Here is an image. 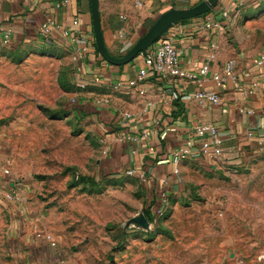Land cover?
Segmentation results:
<instances>
[{"label":"rangeland","instance_id":"1","mask_svg":"<svg viewBox=\"0 0 264 264\" xmlns=\"http://www.w3.org/2000/svg\"><path fill=\"white\" fill-rule=\"evenodd\" d=\"M78 77L65 47L0 43V264H21L26 248L60 264H264V154L187 161L156 219Z\"/></svg>","mask_w":264,"mask_h":264},{"label":"crops","instance_id":"2","mask_svg":"<svg viewBox=\"0 0 264 264\" xmlns=\"http://www.w3.org/2000/svg\"><path fill=\"white\" fill-rule=\"evenodd\" d=\"M142 1L143 6L137 8L133 0H99L104 41L114 56L124 55L164 12L192 8L205 0ZM222 11L229 12L223 29L214 28L208 22V15H204L179 22L162 36L172 40L179 49L181 64L188 71L199 74L213 54L210 71L194 82L149 78L145 96L128 89H114L118 82L137 78L144 67V58L139 55L129 64L114 66L97 54L91 0H68L67 4H63V0H0V43L9 38V46L32 41L62 46L70 52L71 58L74 51L86 48L78 64L82 71L77 73L79 81L87 85V97L92 101L109 99L108 104L98 105L97 112L101 117L111 118L117 129L109 133L111 127H104V134H108L103 141L107 142V149L120 157L126 171L145 172L151 181L147 186L151 189L157 188L163 178L171 182L174 166L169 156L194 137L197 125H213L221 132L224 138L221 160L243 151L256 149L254 152H259L257 143L249 141L246 133L249 130L261 132L264 125V64H257L264 49V28L260 27L264 22V0H221L211 13L222 20ZM49 18L60 26L50 43L40 36V27ZM74 22L78 25L74 26ZM251 25L256 29L251 36H256L260 43L248 48L244 44L251 36L245 32ZM65 30L70 37L63 35ZM229 33L239 34L242 48L230 44ZM73 36L77 37V43L72 42ZM228 63L233 64L238 88L231 79L222 88L214 81V73L223 70ZM198 90L217 93L220 104L200 105L194 98ZM241 108L252 109L255 114H241ZM147 131L151 135L145 140L139 139ZM174 188L172 186V191ZM26 250L17 259L21 264H60L54 256L52 261L46 257H36V260L27 257L29 251Z\"/></svg>","mask_w":264,"mask_h":264},{"label":"built area","instance_id":"3","mask_svg":"<svg viewBox=\"0 0 264 264\" xmlns=\"http://www.w3.org/2000/svg\"><path fill=\"white\" fill-rule=\"evenodd\" d=\"M134 6L140 8L143 6L142 0H133ZM68 0H63V4H67ZM213 13V12H212ZM212 13L208 14V22H210L214 28L223 29L224 23L229 18L228 11H222L221 17L222 20H217L215 15ZM74 26L78 25V22H74ZM60 26L57 24L56 20L49 18L44 24L40 27V36L46 41L51 42L54 37L55 31L58 30ZM65 37H70L69 31H63ZM72 42L77 43V37H72ZM4 45H9V38L3 40ZM86 48L83 50H76L72 53V61L76 64V70L78 74H81V68L79 63L84 57ZM144 58V67L140 70L137 78L129 80L128 82H118L115 84L114 89L120 91L121 89H128L130 92H133L139 96L146 95L145 84L149 78L155 79H169V78H178L187 82L198 81L200 75H206L210 71V63L214 60L215 56L212 54L208 58V64H206L203 69L198 73L191 72L186 70L181 64L180 51L173 43L172 40L161 37L159 41L149 48L144 53L140 54ZM259 66L264 64V49L260 55V58L257 62ZM214 81L218 88L225 86L228 80H233L236 88L239 87V82L234 74V68L232 63H228L223 70L214 73ZM98 81V80H97ZM80 85L83 89L86 88V84L80 80ZM256 86V84H254ZM195 100L202 106L205 105H219L220 96L217 93H211L204 90H198L194 94ZM98 105L108 104L109 99H100L97 100ZM241 114L254 115L255 112L252 109L241 108L239 110ZM127 117V115H126ZM264 122V116H263ZM151 135L150 131L143 133L139 139H147ZM246 138L257 143L259 146V152L264 154V125L261 132H255L249 130L246 133ZM131 138H127L129 140ZM136 139H134L135 141ZM136 154V152H134ZM224 155V138L218 128L213 125L200 124L197 125L194 129V137L186 140L178 149L173 150L169 156L170 161L172 162L173 176L180 175L181 165L190 160V159H201L208 163H216L223 158ZM196 157V158H195ZM4 175H9L10 170H3ZM127 175L132 177H137L144 184L148 185L150 178L146 175L145 172H138L134 170H128ZM170 180L168 178L161 179L159 186L157 188H151V196L148 203V210L154 218L164 217L170 209V190L168 188V183ZM7 198L11 199V195H7ZM46 240L52 245V247H57L55 240L52 237L46 238Z\"/></svg>","mask_w":264,"mask_h":264},{"label":"water","instance_id":"4","mask_svg":"<svg viewBox=\"0 0 264 264\" xmlns=\"http://www.w3.org/2000/svg\"><path fill=\"white\" fill-rule=\"evenodd\" d=\"M221 0H205L202 3L188 9H170L161 14L153 25L142 35L138 41L122 56H114L106 47L101 17L99 13V0H91L92 15L95 33V42L102 58L114 66H124L134 61L141 53H144L175 24L207 15L214 10Z\"/></svg>","mask_w":264,"mask_h":264},{"label":"trees","instance_id":"5","mask_svg":"<svg viewBox=\"0 0 264 264\" xmlns=\"http://www.w3.org/2000/svg\"><path fill=\"white\" fill-rule=\"evenodd\" d=\"M214 10H212L211 12H213ZM211 12H209L208 14H210ZM207 14V15H208ZM187 21H189V20H185V21H181V23H184V22H187ZM154 23V22H153ZM153 23L151 24V26L153 25ZM150 26V27H151ZM96 52H97V54L98 55H100L101 56V53H100V51L98 50V48H97V45H96ZM102 57V56H101ZM147 213H148V215L150 216L151 215V213L149 212V210H148V208H147Z\"/></svg>","mask_w":264,"mask_h":264}]
</instances>
